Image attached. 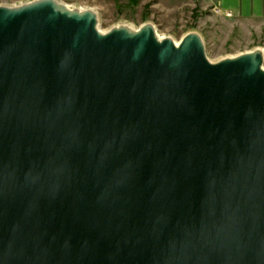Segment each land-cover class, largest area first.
Listing matches in <instances>:
<instances>
[{
    "label": "water",
    "instance_id": "water-1",
    "mask_svg": "<svg viewBox=\"0 0 264 264\" xmlns=\"http://www.w3.org/2000/svg\"><path fill=\"white\" fill-rule=\"evenodd\" d=\"M0 264H264V50L0 5Z\"/></svg>",
    "mask_w": 264,
    "mask_h": 264
},
{
    "label": "rangeland",
    "instance_id": "rangeland-1",
    "mask_svg": "<svg viewBox=\"0 0 264 264\" xmlns=\"http://www.w3.org/2000/svg\"><path fill=\"white\" fill-rule=\"evenodd\" d=\"M31 0H0L16 6ZM71 8L92 9L99 27L108 31L118 25L138 29L152 23L160 36L180 41L188 32L202 36L213 62L255 49L264 50V6L258 14L227 16L204 0H57Z\"/></svg>",
    "mask_w": 264,
    "mask_h": 264
},
{
    "label": "crops",
    "instance_id": "crops-1",
    "mask_svg": "<svg viewBox=\"0 0 264 264\" xmlns=\"http://www.w3.org/2000/svg\"><path fill=\"white\" fill-rule=\"evenodd\" d=\"M171 1V0H165ZM206 4L220 9L222 12H231L233 15L248 16L258 14L263 10L264 0H204Z\"/></svg>",
    "mask_w": 264,
    "mask_h": 264
},
{
    "label": "built area",
    "instance_id": "built-area-1",
    "mask_svg": "<svg viewBox=\"0 0 264 264\" xmlns=\"http://www.w3.org/2000/svg\"><path fill=\"white\" fill-rule=\"evenodd\" d=\"M217 10H219L220 11V9H218V8H216ZM225 14L227 15V16H232L233 15V13H231V12H225Z\"/></svg>",
    "mask_w": 264,
    "mask_h": 264
},
{
    "label": "bare ground",
    "instance_id": "bare-ground-1",
    "mask_svg": "<svg viewBox=\"0 0 264 264\" xmlns=\"http://www.w3.org/2000/svg\"><path fill=\"white\" fill-rule=\"evenodd\" d=\"M99 28H100V27H99ZM100 29H101V28H100ZM101 31H102V32H106V31H104V30H102V29H101ZM159 36H160V35H159ZM161 37H165V36H161ZM176 43L178 44L179 42L176 41Z\"/></svg>",
    "mask_w": 264,
    "mask_h": 264
}]
</instances>
